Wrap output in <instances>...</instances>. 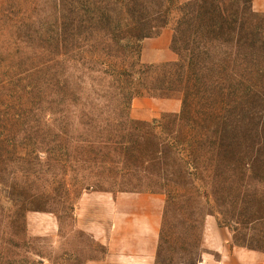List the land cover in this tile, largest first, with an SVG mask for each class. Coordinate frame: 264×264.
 Instances as JSON below:
<instances>
[{
	"label": "rangeland",
	"instance_id": "374dc122",
	"mask_svg": "<svg viewBox=\"0 0 264 264\" xmlns=\"http://www.w3.org/2000/svg\"><path fill=\"white\" fill-rule=\"evenodd\" d=\"M63 1L0 0V79L5 71L38 80L33 74L47 59L42 36L59 24ZM172 38L170 26L143 38L140 60H176ZM64 64L57 73L75 95L67 91L49 104L40 84L27 107L0 106V264H201L203 257L215 264L230 251L264 255V201L247 217L252 224L237 225L220 213L239 208L229 190L210 186L213 172L193 177L182 155L165 143L159 149L166 154L154 152L147 139L154 120L180 113V98L140 90L126 108L104 64L85 57ZM124 146L142 156L130 157ZM171 187L176 198L168 203L163 192ZM144 233L154 249L140 244Z\"/></svg>",
	"mask_w": 264,
	"mask_h": 264
},
{
	"label": "trees",
	"instance_id": "16d2710c",
	"mask_svg": "<svg viewBox=\"0 0 264 264\" xmlns=\"http://www.w3.org/2000/svg\"><path fill=\"white\" fill-rule=\"evenodd\" d=\"M240 3L65 0L59 24L42 36L40 48L47 59L33 74L39 75L38 80H32V75L28 79L27 73L17 76L4 71L0 106L16 102L27 107L36 100L40 84L48 90L49 104L67 91L75 95L69 90V79L59 77L56 67L65 69L64 63L77 57H85L92 65H105L110 86L126 108L140 90L153 97H178L180 113H163L145 133L152 139L154 152L166 154L159 149L165 143L182 155L184 166L195 170L189 175L195 177L199 169L206 168L213 172L210 186L229 190L226 193L234 199L231 203L239 208L220 213L239 226L252 224L255 220L248 222L247 217L264 201V14L253 9L252 0ZM121 21L130 24L117 25ZM168 26L173 30L171 48L177 59L143 63L138 43ZM123 149L130 157L142 156V151ZM174 191L171 187L163 192L168 203L176 198ZM226 193L221 194L223 202L229 198Z\"/></svg>",
	"mask_w": 264,
	"mask_h": 264
},
{
	"label": "crops",
	"instance_id": "0c3cea01",
	"mask_svg": "<svg viewBox=\"0 0 264 264\" xmlns=\"http://www.w3.org/2000/svg\"><path fill=\"white\" fill-rule=\"evenodd\" d=\"M253 7L255 10L258 11H264V0H253ZM154 219L152 218L151 223L153 224ZM158 216L156 218V223L158 224ZM148 223V222H147ZM150 223V224H151ZM155 223V224H156ZM151 229H156L151 225ZM145 234V233H144ZM145 240L144 242H141L140 244L144 249H154V243H153V238L152 236H149L145 234ZM149 237L151 239H149ZM148 239V240H147ZM130 244V243H127ZM241 252L238 251H230V252H225L223 254L222 258L217 261L215 264H264V255L260 253H247L241 256ZM207 262V258L203 257V260L201 264H204Z\"/></svg>",
	"mask_w": 264,
	"mask_h": 264
}]
</instances>
